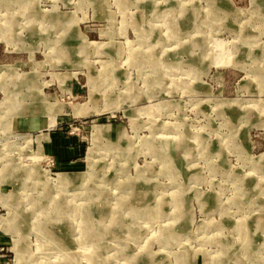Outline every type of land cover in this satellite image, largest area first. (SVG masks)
Masks as SVG:
<instances>
[{
    "label": "rangeland",
    "instance_id": "obj_1",
    "mask_svg": "<svg viewBox=\"0 0 264 264\" xmlns=\"http://www.w3.org/2000/svg\"><path fill=\"white\" fill-rule=\"evenodd\" d=\"M262 160L264 0H0V264H264Z\"/></svg>",
    "mask_w": 264,
    "mask_h": 264
},
{
    "label": "bare ground",
    "instance_id": "obj_2",
    "mask_svg": "<svg viewBox=\"0 0 264 264\" xmlns=\"http://www.w3.org/2000/svg\"><path fill=\"white\" fill-rule=\"evenodd\" d=\"M149 60H151L152 61V59H149ZM155 60V59H154ZM151 63V62H150ZM171 146V145H170ZM152 149H153V147H152ZM262 161H264V160H262ZM148 206V205H147ZM158 210V209H157ZM243 226V225H242ZM171 230V229H170ZM248 232V231H247ZM164 233V232H163ZM175 233V232H174ZM166 234V233H165ZM247 234V233H246ZM229 251V250H228Z\"/></svg>",
    "mask_w": 264,
    "mask_h": 264
}]
</instances>
